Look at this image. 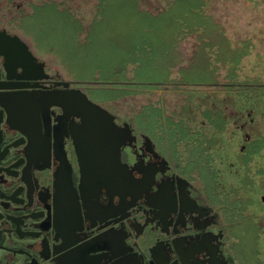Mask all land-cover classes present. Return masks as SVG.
I'll return each instance as SVG.
<instances>
[{
    "label": "flooded vegetation",
    "instance_id": "flooded-vegetation-1",
    "mask_svg": "<svg viewBox=\"0 0 264 264\" xmlns=\"http://www.w3.org/2000/svg\"><path fill=\"white\" fill-rule=\"evenodd\" d=\"M13 2L0 0V264H250L234 200L184 167L165 127L136 130L22 44ZM83 93L128 123L119 165L81 125Z\"/></svg>",
    "mask_w": 264,
    "mask_h": 264
},
{
    "label": "rangeland",
    "instance_id": "rangeland-1",
    "mask_svg": "<svg viewBox=\"0 0 264 264\" xmlns=\"http://www.w3.org/2000/svg\"><path fill=\"white\" fill-rule=\"evenodd\" d=\"M13 5L20 40L92 99L136 130L165 127L184 167L240 207L233 230L264 264V0Z\"/></svg>",
    "mask_w": 264,
    "mask_h": 264
},
{
    "label": "water",
    "instance_id": "water-1",
    "mask_svg": "<svg viewBox=\"0 0 264 264\" xmlns=\"http://www.w3.org/2000/svg\"><path fill=\"white\" fill-rule=\"evenodd\" d=\"M22 44L26 43L22 41ZM85 99L87 116L82 119L81 125L90 129L93 137L101 140L111 164L119 165L120 144L129 137L130 128L128 123L127 125L126 123L122 126L118 125L114 120L113 113L107 108L89 99L86 95Z\"/></svg>",
    "mask_w": 264,
    "mask_h": 264
}]
</instances>
